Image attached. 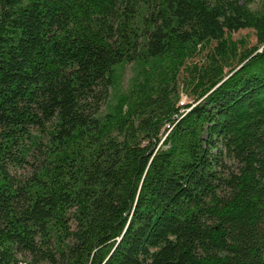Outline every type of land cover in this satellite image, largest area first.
Returning a JSON list of instances; mask_svg holds the SVG:
<instances>
[{"label":"trees","instance_id":"obj_1","mask_svg":"<svg viewBox=\"0 0 264 264\" xmlns=\"http://www.w3.org/2000/svg\"><path fill=\"white\" fill-rule=\"evenodd\" d=\"M250 3L0 0V264H264Z\"/></svg>","mask_w":264,"mask_h":264},{"label":"rangeland","instance_id":"obj_2","mask_svg":"<svg viewBox=\"0 0 264 264\" xmlns=\"http://www.w3.org/2000/svg\"><path fill=\"white\" fill-rule=\"evenodd\" d=\"M258 5H259V0H251V3H250L251 8L255 9L258 7ZM232 35H233L234 39H240V38L247 39L249 45H253L255 43L254 33L250 29H242V30H239L238 32L233 33ZM119 72L121 75V78L119 81V83H120L119 86L122 90H126L129 86L130 78L133 75L132 64L128 63L123 68H119ZM181 100L183 102L188 101V99L185 97L184 94H182Z\"/></svg>","mask_w":264,"mask_h":264},{"label":"built area","instance_id":"obj_3","mask_svg":"<svg viewBox=\"0 0 264 264\" xmlns=\"http://www.w3.org/2000/svg\"><path fill=\"white\" fill-rule=\"evenodd\" d=\"M19 264H23V263H19Z\"/></svg>","mask_w":264,"mask_h":264},{"label":"bare ground","instance_id":"obj_4","mask_svg":"<svg viewBox=\"0 0 264 264\" xmlns=\"http://www.w3.org/2000/svg\"><path fill=\"white\" fill-rule=\"evenodd\" d=\"M24 262V261H23Z\"/></svg>","mask_w":264,"mask_h":264}]
</instances>
